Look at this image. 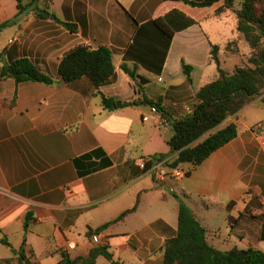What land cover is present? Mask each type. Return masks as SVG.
<instances>
[{
    "label": "crops",
    "instance_id": "crops-1",
    "mask_svg": "<svg viewBox=\"0 0 264 264\" xmlns=\"http://www.w3.org/2000/svg\"><path fill=\"white\" fill-rule=\"evenodd\" d=\"M213 6L180 0H0V25L8 22L0 30V52H6L0 66L27 57L55 81L0 77V264H19L21 255L30 264H58L62 253L85 256L95 246H108L121 264H163V243L177 229L176 196L216 248L264 252L261 96L216 128L233 122L237 135L182 178L158 181L157 168L145 171L137 164L169 153L172 129L152 115L148 100L159 103L167 121L180 118L191 112L195 92L218 75L212 45L227 72L248 57L236 22L225 34L212 20L230 12L217 16ZM174 7L196 22L169 41L152 21ZM229 42L235 51L226 49ZM77 44L112 51L115 73L98 91L134 104L104 109L86 77L68 83L57 78L60 59ZM182 62L192 66L189 80ZM135 203L122 219L88 235ZM94 264L110 262L99 256Z\"/></svg>",
    "mask_w": 264,
    "mask_h": 264
},
{
    "label": "trees",
    "instance_id": "trees-1",
    "mask_svg": "<svg viewBox=\"0 0 264 264\" xmlns=\"http://www.w3.org/2000/svg\"><path fill=\"white\" fill-rule=\"evenodd\" d=\"M180 1L199 8L217 5L215 8L217 16L227 10L232 11L236 17V30L250 49L247 59L232 72H227L221 68L217 58L218 46H211V56L217 64V77L195 92L196 102L190 113L180 118L168 119L172 129V135L167 140L169 153H155L145 159L143 168L145 171L167 158L164 165L169 168H181L186 175L213 151L237 135L236 124L233 122L216 130L227 117L234 115L259 96L264 103V0H239L238 6L235 5L236 0ZM42 11L44 17H47L48 12ZM195 22L188 13L176 7L152 21L157 30L169 41L177 32L190 27ZM7 23L1 24L0 30ZM229 44L230 42L226 47ZM5 53L4 50L0 52V60ZM191 68L192 66L182 62V69L188 80ZM122 69L132 79L137 77L127 66L122 65ZM56 72L57 78L64 83L82 77L89 79L100 95L104 109L112 110L134 104V102L114 100L98 91L99 87L108 83L115 73L112 51L106 46L93 49L85 44L75 45L63 54ZM0 77L12 78L15 83L34 81L50 85L55 82L27 57H14L4 62L0 66ZM147 103L160 108L156 101L148 100ZM161 111L164 115V111ZM205 134L207 136L198 141ZM196 141L198 142L195 143ZM171 154L172 158L169 157ZM184 164H190V168H183ZM176 198L178 199L177 229L176 233L163 243V264H264V252L259 249L233 247L223 251L210 244L207 240V230L191 209L178 196ZM135 208L136 203L113 220L94 230L89 229L88 235L103 230ZM29 216H26L25 229L28 226ZM4 243L9 245L6 241ZM99 256L106 258L110 264H121L113 258L108 246L92 247L87 255L74 258L62 253L58 264H94ZM19 264H30V262L21 255Z\"/></svg>",
    "mask_w": 264,
    "mask_h": 264
},
{
    "label": "built area",
    "instance_id": "built-area-1",
    "mask_svg": "<svg viewBox=\"0 0 264 264\" xmlns=\"http://www.w3.org/2000/svg\"><path fill=\"white\" fill-rule=\"evenodd\" d=\"M12 40L9 41V43H11ZM150 112L152 113V115H154L158 120L159 123L163 124V125H168V121L166 120V118H164L161 114V112L159 111V109L155 106V105H151L150 107ZM261 144L264 146V140H261ZM138 166L141 167L142 169L144 168L145 165V159L140 158L137 161ZM165 161H161L159 163H157L155 166H153L154 168H157V170L155 171V176L156 179L158 181H164L165 178L167 177V175H171L174 178H182L185 174V171L181 168H169L167 166H164ZM152 167V169H154ZM158 167H160V169H158ZM91 239L93 242H99V237L97 234H93L91 236Z\"/></svg>",
    "mask_w": 264,
    "mask_h": 264
},
{
    "label": "rangeland",
    "instance_id": "rangeland-1",
    "mask_svg": "<svg viewBox=\"0 0 264 264\" xmlns=\"http://www.w3.org/2000/svg\"><path fill=\"white\" fill-rule=\"evenodd\" d=\"M235 5L236 6L239 5V0H236V4ZM216 6L217 5L213 6V8H216ZM227 11L230 12L229 15L221 16V17H214V19H212L214 24H216L220 29H222L225 34L230 32L231 30H234L235 22H236L235 14L232 11H230V10H227ZM240 46H241V49L244 50V52L248 51L249 47H246V45H244V43H242ZM235 47H236L235 42H231L229 44V46L226 47V49L227 50H231V51H235ZM249 54H250V49H249ZM246 59H247V57L245 58V60Z\"/></svg>",
    "mask_w": 264,
    "mask_h": 264
}]
</instances>
